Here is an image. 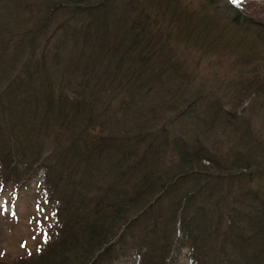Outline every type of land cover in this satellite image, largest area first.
<instances>
[{"label": "trees", "instance_id": "obj_1", "mask_svg": "<svg viewBox=\"0 0 264 264\" xmlns=\"http://www.w3.org/2000/svg\"><path fill=\"white\" fill-rule=\"evenodd\" d=\"M175 5L0 0V188L41 172L49 220L0 264H175L176 245L189 264H264V132L186 93L166 12L186 38L217 22Z\"/></svg>", "mask_w": 264, "mask_h": 264}, {"label": "rangeland", "instance_id": "obj_2", "mask_svg": "<svg viewBox=\"0 0 264 264\" xmlns=\"http://www.w3.org/2000/svg\"><path fill=\"white\" fill-rule=\"evenodd\" d=\"M177 1V10L204 16L207 20L214 17L217 22L216 31L208 37L203 38L196 32L186 38L181 32L182 23L175 26L169 20V12H173L171 10L175 7L166 12L164 21L167 27L170 26L166 30L174 37L173 47L183 66L181 72L190 85L186 93L218 97L226 108H235L238 113L246 109L244 114L250 119L253 129L263 133L264 113L260 110L264 106V98L256 90L264 86V40L256 36L253 26L250 29L246 27L247 22L235 26L231 20L237 14L264 30V0H236L235 3L227 0L233 9L220 3L217 12L208 6L209 0ZM157 15L160 19L159 11ZM4 68L6 70V65ZM247 83L250 88L243 89ZM40 175L41 172L19 189L9 185L0 188V259L5 262L34 253L45 237L49 220L39 195ZM186 254L187 249L176 245L172 252L175 264H189ZM132 262L129 258L122 260L121 264Z\"/></svg>", "mask_w": 264, "mask_h": 264}, {"label": "snow or ice", "instance_id": "obj_3", "mask_svg": "<svg viewBox=\"0 0 264 264\" xmlns=\"http://www.w3.org/2000/svg\"><path fill=\"white\" fill-rule=\"evenodd\" d=\"M233 2L235 3V2H236V0H233Z\"/></svg>", "mask_w": 264, "mask_h": 264}]
</instances>
